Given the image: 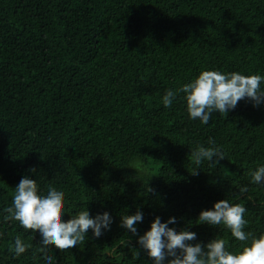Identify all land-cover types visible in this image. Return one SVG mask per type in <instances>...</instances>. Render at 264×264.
Listing matches in <instances>:
<instances>
[{
    "label": "trees",
    "instance_id": "16d2710c",
    "mask_svg": "<svg viewBox=\"0 0 264 264\" xmlns=\"http://www.w3.org/2000/svg\"><path fill=\"white\" fill-rule=\"evenodd\" d=\"M204 70L264 76V0H0V264H46L39 231L4 220L25 176L40 195L64 193L65 222L85 209L112 217L99 238L89 229L81 245L49 247L53 264H154L138 236L157 216L195 232L191 243L238 252L250 241L197 220L221 199L246 207V233L264 234V182L251 180L264 103L242 99L207 124L184 93L162 103ZM209 138L225 158L193 175L191 152ZM137 210L133 234L121 216ZM17 235L32 245L19 257Z\"/></svg>",
    "mask_w": 264,
    "mask_h": 264
},
{
    "label": "clouds",
    "instance_id": "9594fccd",
    "mask_svg": "<svg viewBox=\"0 0 264 264\" xmlns=\"http://www.w3.org/2000/svg\"><path fill=\"white\" fill-rule=\"evenodd\" d=\"M264 76L244 75L240 72L222 73L216 70H204L191 82L183 84L175 91L169 89L162 98L165 107H170L177 93H184L189 117L207 124L213 112L227 115L242 99H249L253 106L264 103V90L261 84ZM197 146L191 152V160L196 165L191 174L198 175L203 161L219 164L225 158L224 152L215 146ZM215 158V159H214ZM33 172L35 169L32 170ZM253 183L264 182V166L251 172ZM248 191L247 186L239 188V193ZM64 193L49 185L46 195H40L35 179L23 177L15 187L12 205L5 209L4 220L18 221L20 226L32 232L39 231L41 247L36 251L43 253L46 264H53V257L47 254L49 247L67 251L85 242L87 232L99 238L103 230L110 228L112 217L108 212L91 217L87 209L78 212L66 222L64 214ZM246 207L239 203H230L227 199L216 201L212 209L201 210L197 220L212 226L223 224L231 235L239 241L248 242L238 252L227 250L224 239L214 238L206 245L191 243L196 233L188 230L176 231L169 224L176 223L175 217L162 222L157 216L150 229L138 236L139 245L147 251L154 264H264V234L259 237L246 233L247 221L244 219ZM143 222V214L137 210L132 215L121 216V227L137 234L136 224ZM31 244H26L19 235L15 237L14 247L10 246L16 257L25 253ZM138 256V253H137Z\"/></svg>",
    "mask_w": 264,
    "mask_h": 264
}]
</instances>
